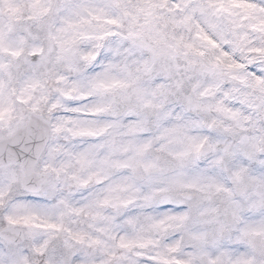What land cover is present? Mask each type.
<instances>
[{
  "label": "clouds",
  "instance_id": "1",
  "mask_svg": "<svg viewBox=\"0 0 264 264\" xmlns=\"http://www.w3.org/2000/svg\"><path fill=\"white\" fill-rule=\"evenodd\" d=\"M0 264H264V0H0Z\"/></svg>",
  "mask_w": 264,
  "mask_h": 264
}]
</instances>
